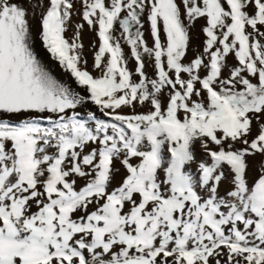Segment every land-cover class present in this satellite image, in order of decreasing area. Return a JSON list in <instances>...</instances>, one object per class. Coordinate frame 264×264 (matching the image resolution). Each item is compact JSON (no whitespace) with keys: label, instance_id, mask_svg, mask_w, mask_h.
Returning a JSON list of instances; mask_svg holds the SVG:
<instances>
[{"label":"snow or ice","instance_id":"snow-or-ice-1","mask_svg":"<svg viewBox=\"0 0 264 264\" xmlns=\"http://www.w3.org/2000/svg\"><path fill=\"white\" fill-rule=\"evenodd\" d=\"M0 264H264V0H0Z\"/></svg>","mask_w":264,"mask_h":264},{"label":"bare ground","instance_id":"bare-ground-1","mask_svg":"<svg viewBox=\"0 0 264 264\" xmlns=\"http://www.w3.org/2000/svg\"><path fill=\"white\" fill-rule=\"evenodd\" d=\"M78 19V17H77ZM95 37V35H94ZM96 39V37H95ZM37 53H38V58L40 59L42 65L45 67L46 70H48L53 76L54 78H56L58 81L64 83H72V78L70 77V75L63 71L62 68L59 66L58 62L54 61L53 59H51L50 54H48L46 52V50H44L41 47H37L36 49ZM88 57H89V65H91V52L88 53ZM129 67H134V64H129ZM73 87H75V85H73ZM79 111H83L82 109H78ZM95 111V109H93ZM141 109H138V111ZM99 115V113H97ZM79 186V184H78Z\"/></svg>","mask_w":264,"mask_h":264},{"label":"rangeland","instance_id":"rangeland-1","mask_svg":"<svg viewBox=\"0 0 264 264\" xmlns=\"http://www.w3.org/2000/svg\"><path fill=\"white\" fill-rule=\"evenodd\" d=\"M74 19H77V18H74ZM203 23H204V21H202V20L198 22V24H197V32L199 31V27H200V25L203 24ZM66 35H67L68 38H71V37H72V32L69 31V32L66 33ZM202 39H203V37H200V40H202ZM93 40H95L94 33H90V32L87 30V28H85L84 33H83V43H84L86 49H87V46H88ZM200 40H194V43H195V44H199V43H200ZM125 51L127 52V48H125ZM228 60H229V63H230V64L235 63V61L232 59L231 56L228 58ZM78 184H79V186L82 185V184H83V181H79ZM79 186H78V187H79Z\"/></svg>","mask_w":264,"mask_h":264}]
</instances>
